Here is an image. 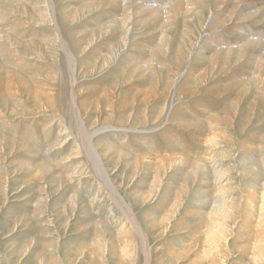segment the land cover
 <instances>
[{"label":"rangeland","instance_id":"374dc122","mask_svg":"<svg viewBox=\"0 0 264 264\" xmlns=\"http://www.w3.org/2000/svg\"><path fill=\"white\" fill-rule=\"evenodd\" d=\"M188 1L0 0V264H264V0Z\"/></svg>","mask_w":264,"mask_h":264},{"label":"bare ground","instance_id":"6f19581e","mask_svg":"<svg viewBox=\"0 0 264 264\" xmlns=\"http://www.w3.org/2000/svg\"><path fill=\"white\" fill-rule=\"evenodd\" d=\"M168 1V0H167ZM180 1H183V0H169V2L168 3H166V4H164V6H162L161 5V7H160V9L162 10V11H164V12H166V13H169L170 12V10H172V9H175V7L180 3ZM187 2H189L188 0H187ZM200 2V1H199ZM141 3V2H140ZM184 3V2H183ZM185 3H186V1H185ZM194 3V2H193ZM196 3V2H195ZM188 4V3H187ZM186 4V5H187ZM238 4V3H237ZM152 5V4H151ZM181 5V4H180ZM152 6H154V5H152ZM167 8V9H166ZM177 8V7H176ZM181 8V7H180ZM179 8V9H180ZM150 10L151 9H153V8H149ZM157 10H159V8L157 9ZM256 10V9H255ZM172 12H173V10H172ZM172 12H171V14H172ZM253 12H254V10H253ZM125 13V12H124ZM168 15V14H167ZM124 16V15H123ZM126 16V15H125ZM249 36H251V38H249V39H252V36H253V33L252 32H249V35H248V37ZM262 38V37H261ZM256 39H258V37L257 38H254V40H256ZM263 41V40H262ZM264 53V52H263ZM147 264V263H146Z\"/></svg>","mask_w":264,"mask_h":264}]
</instances>
